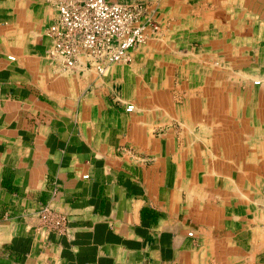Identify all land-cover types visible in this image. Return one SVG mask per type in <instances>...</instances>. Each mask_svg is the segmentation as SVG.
Here are the masks:
<instances>
[{"label":"crops","instance_id":"0c3cea01","mask_svg":"<svg viewBox=\"0 0 264 264\" xmlns=\"http://www.w3.org/2000/svg\"><path fill=\"white\" fill-rule=\"evenodd\" d=\"M57 1L0 0V264H264V191L251 188L256 168L264 185V112L221 105L206 67L264 43L252 0H170L172 55L134 52L105 77L45 57ZM179 58L177 109L165 71ZM45 207L63 234L42 226Z\"/></svg>","mask_w":264,"mask_h":264},{"label":"built area","instance_id":"2783aa9c","mask_svg":"<svg viewBox=\"0 0 264 264\" xmlns=\"http://www.w3.org/2000/svg\"><path fill=\"white\" fill-rule=\"evenodd\" d=\"M56 10L57 18L45 32L49 41L45 57L66 71L87 68L105 77L112 66L127 63L129 51L149 38V24L142 22L143 11L136 6L109 0H58ZM150 26L151 32L158 29ZM132 110V105L126 108ZM38 218L49 232H65L64 215L45 207Z\"/></svg>","mask_w":264,"mask_h":264},{"label":"rangeland","instance_id":"374dc122","mask_svg":"<svg viewBox=\"0 0 264 264\" xmlns=\"http://www.w3.org/2000/svg\"><path fill=\"white\" fill-rule=\"evenodd\" d=\"M109 1L113 3L129 5V6H136L140 8L143 11L142 12L143 14L142 22L147 21V23L149 24L148 29H147V34L149 37L148 40L144 44L140 45L139 47L130 50L129 56L131 53H134V52L143 53L146 55L147 53L158 52V51L164 53L165 56L170 57L172 55V53H170L172 51L171 45L170 44L167 45L166 43L165 45L163 44V41H162L163 38H166L169 35L168 28L164 27L163 24L164 25L166 24V22H164L165 21V18H164L165 11L164 10L170 7V3H169L170 0H109ZM255 1L257 0H252L251 8L253 10L252 11L253 19H256L257 24H259V26H257V30L259 33L258 39H260L262 38L260 36H263L264 34V28L260 26L261 24L262 25L264 24L263 22L264 21V8H262V12H261L259 10L261 9V7L257 5L259 3V0L257 2ZM262 5L261 6L264 7V3H262ZM150 25L156 26L158 29L155 32H151ZM191 48L195 50L197 53L202 50V45L200 44V42L194 41ZM176 51H179L181 53L185 52L181 48H178V50ZM249 52H250L249 59L237 58L234 61L232 60L229 61L227 59L224 60L222 55H220L219 58L214 57L212 58L213 60L212 59L206 60L208 61V65L206 67L209 68V71L211 70L213 72L214 69H218L220 72V75L218 76L222 84L221 89L224 90V93L223 94L220 93L219 95L221 105L226 104L225 102H227V100L229 99L235 100V102L237 101L242 102L244 100L246 103H250L252 105L251 109L254 111L252 113L253 116H259V115H262V113L264 112V109H261L259 107V103H261V101L264 102V59L260 58L262 56L264 57V53L261 54V52H264V43L263 42L260 43L259 40L256 41V44L252 43ZM182 56L183 55L181 56L179 55V57H182ZM176 61H177V64L175 63ZM182 62L183 61H181L180 58L179 60L175 59L172 62H170L168 59L167 69L165 71L167 75V79H169L170 80L169 82H171L170 84L174 86V88H171L169 92L171 93V100L174 103V105H176L177 109H179L181 106L186 104V100L188 99L186 97L187 94L181 93L178 89L175 88V86L180 84L181 77L179 75V71L181 67H183ZM129 63H130V60L127 63L117 64L115 66L128 65ZM184 63H186V61ZM255 82H258L259 84H255ZM206 83L207 85L205 89L208 93L206 98L210 100L211 94H213V87H212L211 79L210 78L207 79ZM214 90L216 89L214 88ZM198 95L199 93L197 94V96ZM214 95H215V92H214ZM203 100L206 101L207 99L206 100L203 99ZM190 104L192 105V103ZM236 104H238V102ZM237 106L238 105H235V108H233L234 113L232 114L242 116L244 114L243 113L244 109L239 108ZM175 126L179 128L178 124H176ZM200 126L202 125H191L190 127H192V129L196 128L195 129L196 131ZM211 159L213 158L211 157ZM258 163H260L259 160L257 161V164ZM214 166L217 169L223 168L222 165L220 166L216 163L214 164ZM237 168L239 167L235 166V171H236L235 173H237L238 175L239 169ZM226 169L227 167H225V170ZM254 173L256 174L257 177L255 180L256 189L251 187L253 196H255V194H258L259 192L262 193L264 191V185H262L261 182L258 183L259 182V168H256ZM260 185H262L263 187H260Z\"/></svg>","mask_w":264,"mask_h":264},{"label":"bare ground","instance_id":"6f19581e","mask_svg":"<svg viewBox=\"0 0 264 264\" xmlns=\"http://www.w3.org/2000/svg\"><path fill=\"white\" fill-rule=\"evenodd\" d=\"M240 75V74H239ZM243 75V74H242ZM241 75V76H242ZM244 76V75H243ZM247 77V76H246ZM255 77V76H254ZM253 79V78H252ZM261 79V78H260ZM165 87V86H164ZM199 92V91H198ZM192 93V92H191ZM191 93H190V95H191ZM187 94H189V93H187ZM200 95V94H199ZM193 101V100H192ZM204 101V100H203ZM244 101V100H243ZM210 103V102H209ZM244 105V104H243ZM229 106V105H228ZM251 107V106H250ZM245 111V110H244ZM246 120V119H245ZM245 122V121H244Z\"/></svg>","mask_w":264,"mask_h":264}]
</instances>
